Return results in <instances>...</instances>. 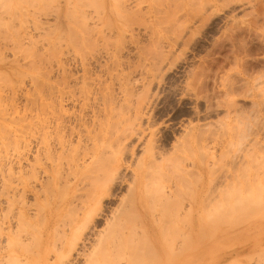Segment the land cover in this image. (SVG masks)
<instances>
[{
  "label": "bare ground",
  "instance_id": "obj_1",
  "mask_svg": "<svg viewBox=\"0 0 264 264\" xmlns=\"http://www.w3.org/2000/svg\"><path fill=\"white\" fill-rule=\"evenodd\" d=\"M148 1L125 0L121 8L125 12L133 13L135 9L141 12L140 6ZM177 1L182 5L183 15L175 19L173 26L177 22L183 24L181 32L177 28L175 32L172 23H164L162 15H150V25L145 26L143 32L141 27L147 19L137 23L138 18L137 22L131 18L130 22L129 18L122 19L124 15L117 14L114 22L111 21L114 24L111 28L108 19L103 22L89 17L85 24L94 25L91 31L82 34L78 27L74 30L70 74L62 61L53 68L57 76L52 83L48 82L51 77H47L46 72L48 79H42V85L39 82L41 94L38 103L35 102L38 108L32 112L29 108V113L25 109L27 114L19 117L21 121L16 117L19 121L14 120L9 112L6 115L0 111V264H144L155 260L189 264L187 244L197 243L200 239V227L204 222L202 209L218 205L235 207L238 201L242 204V200H250V196L256 194L257 183L253 185L249 178L241 180L229 173L218 182L240 194L228 196L226 192L203 199L201 178L210 169V164L203 163L200 152L208 149L206 154L211 156V161L212 158L215 160L214 154H210L209 137L212 141L219 137L221 140L217 143L221 148L227 142L221 143L223 135L227 134L218 131L220 134L217 135L220 123L214 118L225 115L221 127L231 129L232 114L240 112L241 120L234 115L240 129L235 144L240 150L245 149L244 152L250 151L251 144L245 145L250 143L252 131L248 111L240 109L234 99L238 89L236 79L228 75L221 78L219 92L210 97L204 88L208 63L194 64L184 57V50L178 49L195 45L194 36H200L202 32L207 38L211 26L221 27L230 19L231 23L239 25L241 22L242 25L244 20L240 17V21L234 15L241 9L233 8L231 15L221 17L217 13L209 14L212 8L215 10L221 5L218 3L221 0H201L200 5L197 0V6L194 0ZM223 4L222 7L230 9L233 3ZM124 20L129 27L122 24ZM251 22L259 25L257 21ZM100 23L102 27L98 28ZM135 23L137 26L134 27ZM90 25L85 27L88 29ZM104 27L109 34L105 33ZM228 28L231 31L232 27ZM168 30L172 36L166 35ZM235 30L231 32L234 34ZM226 31L222 35L229 32ZM154 39H157L158 47L155 44V47L148 46L149 42L155 43ZM216 39L219 41L220 38ZM159 43H164L160 49ZM246 67L240 70L239 77L240 85L242 81L244 84L241 91L244 98L251 91L248 88L251 75ZM260 77L264 75L257 79ZM34 85L39 87L37 83ZM46 88L50 93H46ZM13 108L9 106V109ZM8 122L16 124L15 127L7 128ZM236 125L232 126L235 130L238 129ZM222 128L225 133L226 128ZM207 141L211 145L208 146ZM242 156L240 164L245 166L249 155ZM250 172L248 170V174ZM236 179L242 182L241 186ZM252 181L257 182L254 178ZM255 186L257 189L253 190ZM245 201L243 204L246 205ZM171 202L174 209L178 208L173 217L170 212H165ZM237 207L241 208L240 205ZM188 213L192 214L190 219ZM165 214L170 215V219L163 221ZM171 230L177 233V241L172 243ZM172 252L175 257L170 259Z\"/></svg>",
  "mask_w": 264,
  "mask_h": 264
},
{
  "label": "rangeland",
  "instance_id": "obj_2",
  "mask_svg": "<svg viewBox=\"0 0 264 264\" xmlns=\"http://www.w3.org/2000/svg\"><path fill=\"white\" fill-rule=\"evenodd\" d=\"M124 1L125 0H0V103H1L0 111L2 110V113L4 114L6 113V115L9 112L10 114L13 115L14 120L21 121L22 120L21 118L25 116L24 114H27L30 111L31 112L35 111V109L38 108V105L36 103H38L40 94H41V90H38V89H41L42 86L40 87V85H42L41 84L42 81L48 79V78L46 79L45 77V72H46L47 77L49 76L51 77V79H48L50 80L48 82L52 83L57 76V74H55L56 71L54 70L55 71L54 72L53 68L56 69L57 67L56 65H58L60 62L63 61V63L67 65L65 66L68 69V73H69V69L73 68L72 59L74 58L73 53H74V43H75V37H74L75 31L74 30L75 28L78 27L80 31H82V34L87 31H91L93 29L92 27H94L92 23H88L89 25L91 24L90 26H88V29L85 27V25H88V24H85L86 20L89 21L88 19H90L89 17L91 16H94L95 18L94 17L93 18L96 20L101 19L103 22H105V19L106 20L108 19L110 21L108 22L109 25L111 23L110 27L111 26L114 27V24L112 23L114 22V19L117 17L116 16L117 14L118 16L119 14L120 15L122 14L121 16L124 15L122 19L129 18L131 20L130 22H132L133 18H134L133 22L138 21L137 23H139L140 21H142L143 23V20L147 19V22H146L147 25L145 24V25H142L141 27V31L143 32L146 29L145 26L150 25V22H149L150 15L155 16V17H157L158 15L160 16L162 15L161 20L163 19L164 23L166 24L172 23L171 27L172 28L175 27L174 28L175 32L177 31V29L180 32L183 31L184 29L183 28L184 25L179 24L178 22H177L178 25L176 23V26H173V22H175V19L177 18L179 19L181 17L179 15H183L182 13L183 8H181L182 5L177 0H176L175 5H174L175 0H154V1L149 0L148 2L143 3L142 6H140L141 12L135 9L132 11L133 13H131L130 11L128 12L123 11V8L121 7L123 6ZM200 2L201 0H198L199 5H200ZM198 3H197V0H194L195 5L196 4L198 5ZM218 3L221 4V5L218 4L220 5L217 8L218 10L217 9L214 10V8H212V10L209 9L210 10V11L208 10L209 14L217 13V16H221V17L224 15L228 16L232 14L231 10L233 8H236V9L239 8V10L240 9L241 10L239 12L238 11L235 12L234 15L237 17L236 19L238 20L242 19L245 21L246 24L244 23V21L242 23L243 28H242L241 22H239V25L236 24L237 25L236 26L235 23L234 24L231 23L232 20L230 19L227 24H222L221 27L220 25L217 27L214 26L215 28L212 26L209 27L208 30L210 31L209 33L210 36L208 35L207 38H204L203 32L200 34V36L199 35L194 36L195 45L190 44V47L188 46L185 48L180 47L178 49L184 50V52L182 53H184L185 56L184 55L182 56L186 57L191 62L193 61L194 64H199L200 63L199 61H202V63H205V64L208 63L207 66L209 67L205 65V68L206 67L207 68H206V73H205L206 75L204 77V81H205L204 88L206 87L205 90L209 92V93L207 92V94L208 95L210 94L209 95L210 97L213 95L214 96L217 95V91L219 92L220 90L219 86L222 80L221 78H224L228 75V76L234 77L233 78L234 80L236 79L235 82L237 84L236 83L235 84L237 85L236 87H238V89H237V92L235 93L234 99L236 103L238 104V107H240V109H245L246 111H248L247 117H248V123L250 125L249 129H251L253 134L251 133L249 136L250 140L249 139L248 140L250 143H246L245 145V147H247L251 144L250 149L248 147V149L250 150V151L248 150L250 154L249 152H247V149H246V152L249 155V157H247L246 152H244L245 149L244 151L240 150L239 145L235 144V142L238 141V138L236 136L240 132V129L238 128L239 123L237 119V118L240 119V117L242 118V116L239 117L240 112L236 113L238 115L237 118H235L234 116L236 114L234 113L232 114L233 122L236 121L237 119L236 122L234 123L232 122V125L230 127L233 131H231V129H227L225 126L224 127L222 126L223 128H226L225 133H223L224 130L223 131L221 130L222 128L221 122L225 121L226 119V117H224L225 115L221 114L223 117L220 115L216 117V119L214 118V121L220 123V125H218L220 129L217 127V129L219 130H216L217 132L216 131L215 132L217 133L218 136L220 132H222V135L227 134L226 136L223 135L221 143L224 144V141H227V142H225V145H223V147L221 148L220 143H217V142H220L221 140V139L219 140V137L216 136V139L217 138L218 139L215 141H212V139H210L209 137L208 141L210 142L211 140L212 145L211 143L207 141L208 146L209 144L211 145L209 146L210 149L212 150V151L210 150V154L212 155L214 154L213 156H214V159L217 161V163L215 160H213V158L211 161V156L206 154V152H209L208 149L205 150L206 152L204 150L200 152L201 155H203V159H204V161L202 160L203 163L210 164L209 167L211 169L210 170L208 168V170L202 175L203 177L201 178V183L203 182L202 183L203 190L201 191V194H202L203 199L204 198L207 199L214 195L216 196L219 193L222 194L226 192H228V196L239 195L240 192L238 190H235L233 188H230V190L229 188L226 189L225 187L221 185L222 182L220 183L218 182L220 180H224V178L227 175H229V173L230 175L234 173L235 178L237 177L238 179H241V180H245L249 178V180L251 181V183H253V185H256L254 183L258 184V189L256 186L254 187L253 190L257 189V191H256V194H253L250 196L251 199L248 197L250 200L244 199L246 201L248 200L246 205L243 204L244 200H242V204L244 206L242 204H239L241 203V201H238L237 205H240L241 208L237 207V205L235 207L234 206L224 207L220 205L213 206L211 208L209 207L210 211H209V208L208 209L203 208L201 211L202 212L201 214L203 215L204 222L202 223L200 227L201 229L200 239L197 243L188 242L187 251H186L187 259H188L189 264H213V263L215 264H264V184H262L264 183V178H261V175L262 177L264 175V172L262 169L264 168L263 166L264 165L263 164L264 163V104H263L264 103V80H263L264 77H260L261 79H257V77L259 78L260 75L261 76L264 75L263 73L264 72V0H228V1L221 0ZM222 3L224 4L227 3L229 5L233 3L232 5H235L236 7L231 5L230 9L228 8L226 9L225 6L222 7ZM170 7L172 9L174 8V10H171ZM168 10H171V11H168ZM158 11L160 13H157ZM125 13H127L128 17H126ZM154 13H157V15ZM161 13H163L164 15ZM79 19L83 21V23ZM129 19L127 22H129ZM136 19L137 21H135ZM169 19H171V21ZM166 20L168 22H166ZM250 21H253V22L257 21V24L259 25H254L256 23L253 24L252 22L250 23ZM125 23L126 21L124 20L122 24L127 27L130 26L129 23L128 24L126 23L127 25ZM166 24H165V27H166ZM231 24L232 26H230ZM226 25L228 27L234 28V30L236 28L237 29L235 30L236 32H234L233 34L232 32L234 30L231 28L230 30L232 32L229 31L228 30L229 28ZM233 25H235V27ZM245 25H246V28H245ZM253 25H254V28H253ZM133 26L135 27L137 26V24L135 23V25ZM256 26H258L259 29H257ZM101 27H102V24L100 23V26H98V28H101ZM90 28L92 29L90 30ZM212 28L214 29L212 30ZM104 29L106 31L105 33L109 34L110 31L106 29L105 27ZM169 30L171 31V29ZM225 30H227L226 32L229 31L228 33L230 35L228 33L225 35L224 34L222 35V32ZM147 31H150V29H148ZM170 31L168 34H166L167 36H172ZM188 33L187 34L184 33V34L189 36L190 34ZM226 35L227 37L228 36L229 37L226 38ZM188 36L185 37V39H188ZM216 38L218 39L220 38L223 40L219 39V41H216L217 40ZM154 40H155V43L149 42V45L148 44L147 45L152 46V47H155V45L157 46L158 45L156 41L157 39H154ZM230 40L231 41L233 40V42H231ZM215 41L216 43H214ZM161 44L163 45L164 43H159L160 45L159 49L161 48ZM152 47L151 49H154ZM179 52L181 51H178V53ZM236 56L239 60H237ZM242 59L245 60L244 64L242 63L243 62ZM237 62L239 63V65ZM242 64L248 66L249 70H248V67L243 66ZM244 67L247 68V72L249 71L248 75H251L249 76V82H250L249 84L251 85L248 86V88L251 89L250 91L251 93L249 92L246 98H244L241 95V91L244 88V84H243V81L241 80L242 85H240L241 78H239L241 77L240 70H243ZM49 68L52 70H50ZM208 68H210L208 70L209 73L207 72ZM31 69L32 70L35 69V70L32 71ZM12 70L14 73L12 72ZM47 71H50V73ZM210 71L212 72L210 73ZM258 71H259V74H258ZM20 72L23 74L20 75ZM261 72L263 74H260ZM258 80H260L261 82ZM20 82L22 83V87H21ZM39 82H40V85H38ZM34 83L35 84L37 83V86L39 87L36 88V85H34ZM238 85L241 87V89ZM20 88L22 89L25 88V89L21 90ZM50 89L46 88L45 90L46 93L47 92L50 93ZM206 91L204 92L206 93ZM14 92H16L17 94H15ZM20 92H23L25 97L23 96V93H20ZM30 92H32L31 96H30L31 94ZM12 94L14 96V99H16L17 97L18 99L14 100L13 98H11L13 97L11 96ZM2 97L3 99H1ZM30 97H32L33 99H31ZM27 98L31 100L29 101V99ZM35 99L37 100L35 101ZM1 100H3V103L1 102ZM13 103L15 105L11 106ZM33 104L34 105L36 104L35 107L33 106ZM9 106L10 108L15 107V109L14 108L9 109ZM29 108H32V109H30L29 111ZM11 110H13L14 112ZM20 116L21 118L19 119ZM8 117L11 120L13 119L11 115H9ZM15 117L18 118L19 120L16 119ZM15 125L16 124L12 125L9 122L6 124L7 128L15 127ZM234 125H236L238 129L236 130L233 129ZM229 130L231 131L232 134L230 133ZM218 131H220L219 134H218ZM1 134H2V131L0 130V136ZM233 134H235V136ZM212 138H215V135ZM256 140H258V142ZM255 141L257 143H254ZM230 142L232 144H230ZM226 143L228 144L226 145ZM233 143H234V146H233ZM218 144L220 145V148L217 147L219 146ZM224 146H226L227 149ZM236 149L239 151H243L244 153L243 152L239 153L238 151H236ZM213 150L215 153L213 152ZM227 152H230V153L227 154ZM242 155H244V157L246 155L247 159L249 158L248 163H246V164H249L247 167H246V164L245 166L244 165L242 166L240 164L243 158ZM233 156L235 157L234 159L232 158ZM237 159H238V162H237ZM246 160L245 162H247ZM249 160H251V163H249L250 162ZM259 163L261 164V166L258 165ZM257 167L258 168L261 167V169L259 168L260 172H258L259 170L256 169ZM213 168H216V169L214 170ZM244 169H247V170H244ZM248 170L251 172H254V170H256V173L258 172L259 174L258 173L256 174L255 172L251 174L250 172L249 173L250 175H249ZM209 171L214 174L211 175ZM261 172L262 174H260ZM253 174L260 176V177L258 176V179H260L259 180L260 182L257 181L258 179L255 180L256 175H253ZM252 176H254L253 177L254 181H257V182L252 181L253 178H250ZM221 177H224V178L222 179ZM238 179H236V183L240 185V183L242 182L237 181ZM191 181H193V179ZM259 186H261L262 188L260 189ZM224 196L226 195L224 194ZM174 204H176V201ZM174 204H172L171 202V205L167 207V210H165V212L166 211H168V213L170 212L172 217L174 216L175 210L178 209V208L174 209L175 208L173 207ZM189 215L192 216V214L188 213L187 218L189 217ZM169 216L165 214L163 216V221L166 219L169 220L170 219ZM171 231H173L171 232L172 236L170 238L171 243H172V241L174 242V240L177 241V237H176L177 233L175 234L174 230H171ZM195 249H197V252ZM170 254H171L170 259H173L175 257V253L172 252ZM144 264H167V262H164V261L161 262V261L155 260L152 262H146Z\"/></svg>",
  "mask_w": 264,
  "mask_h": 264
}]
</instances>
